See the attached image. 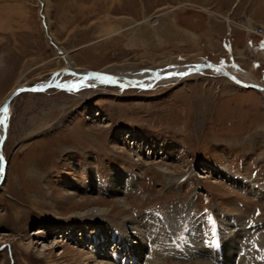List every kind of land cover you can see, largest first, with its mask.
Returning <instances> with one entry per match:
<instances>
[{
  "label": "rangeland",
  "instance_id": "374dc122",
  "mask_svg": "<svg viewBox=\"0 0 264 264\" xmlns=\"http://www.w3.org/2000/svg\"><path fill=\"white\" fill-rule=\"evenodd\" d=\"M203 63L204 71L176 74ZM213 64L264 88V0H0V108L19 86L56 74L57 83L75 80L61 73L67 66L125 77L155 72L156 79L141 89L111 80L22 92L9 102L0 140V264H84L82 254L113 227L117 249L128 243L141 261L125 223H140L145 238L146 227L162 224L161 241L171 244L196 221L188 208L200 219L222 215V225L237 216L264 237V197L220 173L264 187L257 185L264 183V92L239 88L209 70ZM162 72L177 82L161 84ZM98 208L104 214H89ZM153 208L166 212L153 216L158 222L139 217ZM194 244L188 260L173 248L162 263L197 264L192 251H212Z\"/></svg>",
  "mask_w": 264,
  "mask_h": 264
},
{
  "label": "bare ground",
  "instance_id": "6f19581e",
  "mask_svg": "<svg viewBox=\"0 0 264 264\" xmlns=\"http://www.w3.org/2000/svg\"><path fill=\"white\" fill-rule=\"evenodd\" d=\"M59 55H60L59 58L64 59V61H66L67 64L69 63L68 57L64 52L59 54ZM206 64H208V63H203L202 65L196 64V65L191 66L192 68H190L189 70L178 71V73L176 72V74H178L180 76L183 73H187V74L196 73V72L199 73V71L206 70V69H204V65H206ZM67 67H68V69H71V70H68L66 68L65 70H67V71H62L61 73L67 74V72H73V74H75L73 79L76 78L75 80L67 81V82H63V83H60V82L57 83L55 81L59 80L58 76H60V74H56L52 80L50 79V81H48L46 83L37 84V85L40 88H45V87H48L50 85H56L57 87H55V89H78L81 85L87 86V87L89 86V87L93 88V87H96L97 85L101 84L102 82L107 83V82H110L111 80L112 81L116 80L115 82L117 83L118 80H125L126 81L125 83L129 84L130 86H140L141 88H147V87H151L150 86L151 83L156 80V79L155 80L152 79L153 81L150 80V78L153 76V74H155V72L154 73L153 72L152 73L147 72L146 75L139 73L136 76L132 75V76H128V77H125L123 75L114 76V75H111L109 73L99 72L98 74H100V76L96 77L95 73H93V72H89L86 70L76 71L79 69H74L70 66H67ZM208 68H210L209 70H211V71L217 72L218 75L224 76L225 78L231 80L232 83L236 84L239 88L247 89L246 87H243L241 84L252 85V84H248L244 80L240 79L233 72L234 71L233 69H235V67H233V69L231 67H228L229 68V70H228V68H226V67H220L219 65L213 64L210 67L208 66ZM163 74H164L163 77L160 76L161 77L160 79H164V80H160L161 84L166 83V82H170V81L177 82V79L179 77V76H177L174 79H170L171 75H174V73L162 72V75ZM233 79L236 80L237 82H239V84L236 83ZM122 84H119V85L122 86ZM253 85L260 87V85H258V84H253ZM261 89L264 92V88L262 87ZM255 91H258V90H255ZM12 92H10V94H12ZM10 94L8 95V97L10 96ZM4 102L2 103V105H4ZM9 108H10L9 104H8L7 108H4V107L0 108V109H2L0 111L1 112L0 117H1L2 113H4V115H5L6 111L8 113ZM7 117H8V114H7ZM1 135H2V137H1ZM5 135H6V130L3 129V125H1V123H0V140H3ZM0 143H1V141H0ZM0 146H1V144H0ZM3 165L4 164L2 162V166ZM220 173L221 174L224 173L226 178H239V177L232 175L231 173H228L224 169H220ZM117 175L114 176V179L117 177ZM120 175H122V174H120ZM123 176H125V180L127 183H131L130 176H128V175H123ZM116 185H117V182H116ZM240 186L241 187L243 186L244 189H246L250 194L264 197V187H261V189L258 188L259 190L255 189V182H253V181H246L244 183H240ZM117 192H118V188H117ZM117 203L119 204V206L121 208H124L125 205L121 200L117 201ZM89 214L102 215V214H104V210H102L101 208L100 209L99 208L93 209L89 212ZM151 220L154 222H158L157 218H154V217H151ZM240 220H241L240 218H237V216H235L232 219V221H234L235 223L232 222L231 224H228L226 222L223 225L221 224V226H220V229L222 230V232L220 233V240H221L220 250H221V253H220V251L218 252V251H213V250L212 251L199 250V251H196V253L191 254V255H193V260H195L197 264H210L211 256L213 254L215 256H216V254H218V255H220L221 258L219 259L220 261L217 260V262L221 263V264H224L225 261L227 260V258L230 256L234 257L230 264H264V253H263L264 252V237L256 234L258 226L257 227L256 226H247L248 229H246V226L244 224L242 225L241 224L242 222L240 223ZM224 221H226V219ZM138 225H137V222L135 220H133V221L130 220V221H127L125 223L126 229L127 228L129 229L128 231L130 232V236L136 240V242L134 244L131 243V245L133 246L131 249L132 254L134 256H137L139 259H141L142 256L145 257L146 253L148 252L147 251L148 245L146 243V240H149L150 245L152 247V250H151V253L148 255L149 257L144 260L145 263L146 264H163L162 263V258L164 257L163 251L166 252L168 255H170L172 253V250H173V247L171 244H167V243L161 241V240H163V238L161 237V231L166 227L165 226L162 227V224H159L160 225L159 228L157 226L158 230H156V228L146 227V229H145L146 233H148L150 237L148 236V234H146L147 238H145L142 235V231L140 229H137ZM171 238L172 237H169L166 240H169ZM115 239L118 240V238H115ZM93 244L94 245L92 246L91 250L88 253L86 252L85 254H82V256H81V260L84 262V264H114L111 262V258L108 255V253H106L104 251L105 248L103 249V246L100 247L99 244H96L95 242ZM113 249L118 250L116 246ZM144 249H146V250L144 251ZM202 249H205V248H202ZM166 253H164V254H166ZM221 260L224 263L221 262ZM76 262L79 263L78 259H76Z\"/></svg>",
  "mask_w": 264,
  "mask_h": 264
},
{
  "label": "water",
  "instance_id": "95a60500",
  "mask_svg": "<svg viewBox=\"0 0 264 264\" xmlns=\"http://www.w3.org/2000/svg\"><path fill=\"white\" fill-rule=\"evenodd\" d=\"M47 38H48V40L50 41V44L54 47V49L57 51V53L58 54H61L62 52L55 46V44L51 41V39H50V37H48L47 36ZM221 67H223V66H221ZM68 70H71V69H68ZM73 73V72H72ZM95 76L96 77H98V76H100V74H96L95 73ZM234 80V79H233ZM236 83H238L239 84V82H237L236 80H234ZM243 87H246L247 89L248 88H254V89H256V90H258V91H262V87L260 86V87H257L256 85H246V84H241ZM55 87H57L56 85H50V86H48V87H45V88H40L38 85H36V84H34V85H28V86H19L18 88H16L13 92H12V94H11V96L4 102V105H2V107H4V108H7L8 107V104H9V102L16 96V95H18V94H20V93H22V92H43V91H46V90H48V89H51V88H55ZM2 109H0V111H1ZM1 113V112H0ZM7 111H6V113H5V115H4V113H2V115H1V117H0V123H1V125H3V129H5L6 130V125H5V121H6V119H7ZM2 174H4V168H2Z\"/></svg>",
  "mask_w": 264,
  "mask_h": 264
}]
</instances>
